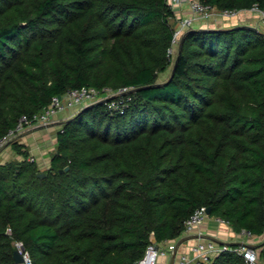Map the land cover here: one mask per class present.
Listing matches in <instances>:
<instances>
[{
  "label": "trees",
  "instance_id": "obj_1",
  "mask_svg": "<svg viewBox=\"0 0 264 264\" xmlns=\"http://www.w3.org/2000/svg\"><path fill=\"white\" fill-rule=\"evenodd\" d=\"M175 13L167 0H0V137L69 89L127 88L122 112L103 99L61 122L44 176L27 156L0 163V264H18L16 241L32 264H139L151 232L176 240L201 206L264 232V31L192 26L179 49ZM237 246L210 264H248Z\"/></svg>",
  "mask_w": 264,
  "mask_h": 264
},
{
  "label": "built area",
  "instance_id": "obj_2",
  "mask_svg": "<svg viewBox=\"0 0 264 264\" xmlns=\"http://www.w3.org/2000/svg\"><path fill=\"white\" fill-rule=\"evenodd\" d=\"M173 7L183 6L184 0H167ZM188 14L180 15L176 18L172 42L173 45L178 43L182 33L194 26L199 20L209 18L213 15H222L225 17H234L239 12L252 11L257 13L260 21L264 24V9L257 4H253L248 9H218L214 6L205 3L201 0H187ZM173 51L169 48V52ZM127 88H120L112 90L109 87H104L102 91L94 86H82L67 90L63 95H56L52 97L51 102L40 112L33 114L31 117L22 116L16 127L9 130L5 135L0 137V147L8 143L15 135L24 131L25 129L35 127L38 125H48L53 122V116L60 110L66 108H73L77 106L86 105L98 99L110 100L108 106L110 109H117L120 112L124 110L125 103L121 100H114L113 97L124 92ZM206 207L201 206L196 208L190 216L184 221V229L181 235L194 233L202 223L206 221L209 214L206 212ZM218 220L224 221L218 217ZM246 233L245 231H242ZM249 234V233H246ZM164 247H159L157 243H150L147 246L144 256L139 260V264H157L159 255L169 254L174 251L175 240H166ZM15 245L19 248L24 256V264H32L29 253L24 249L20 241H16ZM226 248V244H218L216 241L209 239L206 241H199L191 248L192 254H181L178 257L177 264H210L211 258L219 251ZM234 251L242 254L248 264H259V254L255 247L246 243H240L233 248ZM167 264V263H163Z\"/></svg>",
  "mask_w": 264,
  "mask_h": 264
},
{
  "label": "crops",
  "instance_id": "obj_3",
  "mask_svg": "<svg viewBox=\"0 0 264 264\" xmlns=\"http://www.w3.org/2000/svg\"><path fill=\"white\" fill-rule=\"evenodd\" d=\"M181 12L180 15L186 12L183 9V6H179L175 8V19L178 17L177 12ZM183 11H185L183 13ZM188 11V10H187ZM250 13V12H249ZM247 13V14H249ZM244 14V13H243ZM239 15L236 18H225L224 20L220 17L211 18L208 21H203L205 23L197 22L194 26L206 27V28H226L234 25L240 24H250L261 31H264V24L260 21L259 18H256L255 15ZM246 15V16H245ZM251 17V18H250ZM251 19V20H250ZM71 108H66L64 110L58 111L53 116V122L48 126L39 125L30 129L29 134L24 135L21 139L24 145L28 147L31 154H33V160L36 162L37 166L40 170L47 169L50 166L51 158H52V147L56 145V133L62 121L68 119L71 114ZM27 137V138H26ZM50 145H49V144ZM49 145V146H48ZM2 151L6 154H0V163H4L9 160H21L24 157L15 153V150L11 144L6 146ZM49 153V154H48ZM28 158V157H27ZM29 159V158H28ZM191 236L186 240L182 241L177 248V252L174 256L173 252L169 254L159 255L157 258V264H177L178 257L181 254H192L191 248L194 244L199 241L209 240L207 236H214L217 238L216 242L218 244H224L220 242H236L246 243L256 248L259 258L258 263L264 264V232L260 235H250L243 232H236L231 225H229L225 221L218 220L216 217L209 216L204 223L200 225L199 228L196 229L194 233L181 235V236ZM180 236V237H181ZM179 237V238H180ZM178 238L175 240L177 242ZM215 241V240H214ZM156 245L159 247H164L165 242H159Z\"/></svg>",
  "mask_w": 264,
  "mask_h": 264
},
{
  "label": "rangeland",
  "instance_id": "obj_4",
  "mask_svg": "<svg viewBox=\"0 0 264 264\" xmlns=\"http://www.w3.org/2000/svg\"><path fill=\"white\" fill-rule=\"evenodd\" d=\"M183 9H185L186 10V12L185 11H183V15H187L188 14V7H187V0H184V4H183ZM188 10V11H187ZM250 12V13H249ZM247 14V13H249V14H247V15H255V17L256 18H259L260 16L257 14V13H254V12H252V11H246V12H244V11H242V12H239V14H237L236 16H234V17H225V16H222V15H218V14H216V15H213V16H211V17H209V18H206V19H203V20H199L198 22L201 24L203 21H208L209 19H211L212 17L213 18H217V17H220V18H222L223 20L225 19V18H236V17H238L239 15H244V14ZM177 14H178V16H180V14H181V12H177ZM246 16V15H245ZM251 18V17H250ZM173 22H174V24H176V20L174 21V19H171ZM226 20V19H225ZM251 20V19H250ZM205 22H203V23H205ZM253 25H255V24H253ZM174 48V49H173ZM172 49H173V53H175V50H176V46L175 47H173ZM170 69H171V66L165 71V72H162L160 75H159V79H165L168 75H169V72H170ZM93 102V101H92ZM87 104H89V103H87ZM84 107V105H82V106H77V107H73V108H71V112H70V114H71V116L76 112V111H78L79 109H82ZM49 125V124H48ZM47 124H46V126H48ZM39 126V125H38ZM41 126H43V125H41ZM34 127V126H33ZM33 127H31V128H33ZM31 128H28V129H25L24 131H20V133H18L17 135H15L8 143H6V144H4L3 146H1L0 147V154H6L4 151H2L6 146H8L9 144H11L12 145V143H14V142H16L17 144H18V147L17 148H14V150H15V153H17V154H19V155H21L22 157H25V156H27L30 160H33L32 158H33V154H31V152L29 151V149H28V147H26L25 145H24V143L21 141V140H23V139H21L24 135H28L29 133L28 132H30V129ZM27 138V137H26ZM49 144V143H48ZM50 145V144H49ZM48 145V146H49ZM55 150V148H54V146L52 147V150L51 151H54ZM53 153V152H52ZM49 154V153H48ZM6 155H8V154H6ZM15 160V159H14ZM16 160H17V158H16ZM45 170V169H44ZM41 171H43V170H41Z\"/></svg>",
  "mask_w": 264,
  "mask_h": 264
},
{
  "label": "water",
  "instance_id": "obj_5",
  "mask_svg": "<svg viewBox=\"0 0 264 264\" xmlns=\"http://www.w3.org/2000/svg\"><path fill=\"white\" fill-rule=\"evenodd\" d=\"M241 25H242V24H240V25H236V26H241ZM243 25L252 26V25H250V24H243ZM182 43H183V36H181L180 39H179V44H178V48H179V49L181 48ZM172 73H173V69H172ZM172 73H171V74H172ZM102 100H103V99H98V100H95V101H93V102H90L89 104L84 105V107H83L82 109H84V108H86V107H88V106H90V105H92V104L98 103V102H100V101H102ZM64 169H68V166H65ZM61 171H62V169H61ZM38 175H39V176H44V175H45V172H44V171H41V172L38 173ZM205 209H206V212H207L208 214H210V211H211V210H210V206H206ZM189 237H191V236L187 235V236H181L180 238H178V240H177V242H176V244H175L174 251H173L174 256H175V254H176V252H177L178 245H179L182 241L186 240V239L189 238ZM207 237L210 238V239H212V240H215V241L217 240V238L214 237V236H207ZM150 241H151L152 243H156V238H155V235H154L153 232H151V235H150ZM220 243H224V244H226V245H231V244L236 243V242H220ZM13 257H14L15 261H16L18 264H24V263H23V262H24V256H23V254H22V252H21V250H20L19 248H17V247L14 248V250H13Z\"/></svg>",
  "mask_w": 264,
  "mask_h": 264
}]
</instances>
